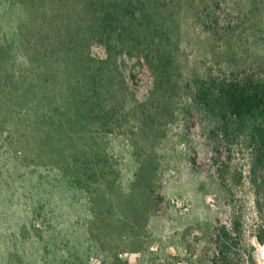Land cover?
Wrapping results in <instances>:
<instances>
[{
  "label": "rangeland",
  "instance_id": "rangeland-1",
  "mask_svg": "<svg viewBox=\"0 0 264 264\" xmlns=\"http://www.w3.org/2000/svg\"><path fill=\"white\" fill-rule=\"evenodd\" d=\"M205 75L264 81V0H0V264H211L232 217L264 264V118L216 170Z\"/></svg>",
  "mask_w": 264,
  "mask_h": 264
},
{
  "label": "trees",
  "instance_id": "trees-1",
  "mask_svg": "<svg viewBox=\"0 0 264 264\" xmlns=\"http://www.w3.org/2000/svg\"><path fill=\"white\" fill-rule=\"evenodd\" d=\"M124 10L126 13H130L127 6ZM119 17L120 14L117 13L116 7L106 10L100 19L101 32L104 31V34L108 33L109 35L117 33V37H120L124 30H117L113 26V22L118 21ZM123 20L125 21V19ZM129 23L130 26H133L132 22ZM133 45L136 50L138 49L136 46L140 44L138 41H134ZM166 53L169 52L158 44L154 51L141 50L139 56L148 63L149 69L154 74L162 75L168 65L169 56ZM193 90V98L199 112L202 106L206 107L207 113L215 122L210 162L216 170H221L224 165L223 159L229 154V145L236 135L238 122L249 118H264V81L250 77L244 79L215 78L205 75L193 80ZM255 129L264 146V124L261 127H255ZM196 155H198L197 152L191 156V164L194 163ZM239 237L240 225L233 217L228 223L217 221L215 225L209 226L205 241L210 246L211 264H241L233 253L234 248L239 244Z\"/></svg>",
  "mask_w": 264,
  "mask_h": 264
}]
</instances>
